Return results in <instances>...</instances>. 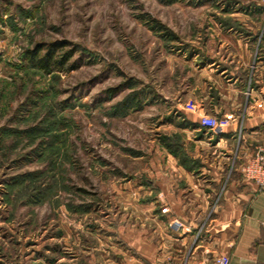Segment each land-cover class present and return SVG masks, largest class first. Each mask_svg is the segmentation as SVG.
Segmentation results:
<instances>
[{"label":"rangeland","instance_id":"rangeland-1","mask_svg":"<svg viewBox=\"0 0 264 264\" xmlns=\"http://www.w3.org/2000/svg\"><path fill=\"white\" fill-rule=\"evenodd\" d=\"M235 14L264 17V0H0V264H74L73 237L194 170L168 161L187 156L170 127L192 125L188 91L216 96L222 68L204 65L229 35L261 55L264 18ZM54 45L66 64L29 59Z\"/></svg>","mask_w":264,"mask_h":264},{"label":"crops","instance_id":"crops-1","mask_svg":"<svg viewBox=\"0 0 264 264\" xmlns=\"http://www.w3.org/2000/svg\"><path fill=\"white\" fill-rule=\"evenodd\" d=\"M235 15L236 20L264 18ZM228 37L219 41L217 51L226 48L230 55L204 65V69L222 68L220 75H212L218 77L212 78L216 96L207 91L212 83H205L202 98L197 95L200 88L193 87L185 105L236 121L211 134L192 113V125L170 127L188 147L187 156H168L169 163L193 164L194 170L177 166L170 175H157L153 183L139 189L150 196L146 202H132L133 210L113 218L106 227L73 237L74 247L69 250L74 264H213L219 256L228 258L229 264H264V192L241 173L253 153V140L264 137V42L261 55L254 56L251 44ZM250 84L254 102L246 96ZM241 117L245 127L239 143ZM175 220L182 223L178 231L172 229Z\"/></svg>","mask_w":264,"mask_h":264},{"label":"built area","instance_id":"built-area-1","mask_svg":"<svg viewBox=\"0 0 264 264\" xmlns=\"http://www.w3.org/2000/svg\"><path fill=\"white\" fill-rule=\"evenodd\" d=\"M246 96L249 100L253 99V86L250 84L247 89ZM185 109L189 112L197 114L199 116L200 127L206 129L208 133L218 134L221 130L229 127L235 120L233 117L218 118L210 116L203 112V110L194 104H186ZM236 121V120H235ZM240 130L237 136L238 142L241 143L243 135L244 118H240L238 121ZM264 127V122L261 124ZM220 131V132H219ZM255 143V144H254ZM241 173L245 180L256 185L257 189L264 192V138L261 141L253 142V153L248 156L242 165ZM182 223L175 220L172 224V229L180 230ZM213 264H229V259L223 256H219L214 260Z\"/></svg>","mask_w":264,"mask_h":264},{"label":"trees","instance_id":"trees-1","mask_svg":"<svg viewBox=\"0 0 264 264\" xmlns=\"http://www.w3.org/2000/svg\"><path fill=\"white\" fill-rule=\"evenodd\" d=\"M62 47L63 46L59 47L58 45H54L42 57H39L40 51L36 50L30 54L29 59L32 62H36V64L43 70L50 71L54 68L52 66H62L70 60V53H65L62 58L55 59L56 51Z\"/></svg>","mask_w":264,"mask_h":264}]
</instances>
